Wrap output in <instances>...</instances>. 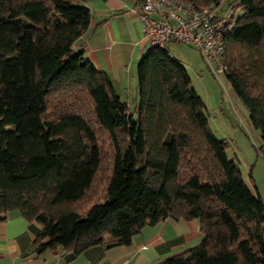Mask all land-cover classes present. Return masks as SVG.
Returning a JSON list of instances; mask_svg holds the SVG:
<instances>
[{"label": "trees", "instance_id": "16d2710c", "mask_svg": "<svg viewBox=\"0 0 264 264\" xmlns=\"http://www.w3.org/2000/svg\"><path fill=\"white\" fill-rule=\"evenodd\" d=\"M201 1L231 12L224 85L264 156V0ZM93 15L85 0H0V221L17 210L42 225L37 252L75 256L197 220L201 241L159 264H264V199L185 63L151 45L128 100L78 45Z\"/></svg>", "mask_w": 264, "mask_h": 264}, {"label": "crops", "instance_id": "0c3cea01", "mask_svg": "<svg viewBox=\"0 0 264 264\" xmlns=\"http://www.w3.org/2000/svg\"><path fill=\"white\" fill-rule=\"evenodd\" d=\"M85 3L94 15L78 45L83 46L87 59L109 74L123 96L132 100L139 60L151 47L142 30L138 0H85ZM169 48L182 61L186 55H192L175 42ZM41 230L40 223L28 222L17 210L9 211L6 219L0 221V264H159L202 239L197 220L170 216L145 227L134 237L132 246L96 245L73 256L52 250L37 252L36 240Z\"/></svg>", "mask_w": 264, "mask_h": 264}, {"label": "built area", "instance_id": "2783aa9c", "mask_svg": "<svg viewBox=\"0 0 264 264\" xmlns=\"http://www.w3.org/2000/svg\"><path fill=\"white\" fill-rule=\"evenodd\" d=\"M142 9V30L151 45L169 47L180 42L198 49L215 77L225 84L222 35L231 12L221 14V6L203 5L201 0H144Z\"/></svg>", "mask_w": 264, "mask_h": 264}, {"label": "rangeland", "instance_id": "374dc122", "mask_svg": "<svg viewBox=\"0 0 264 264\" xmlns=\"http://www.w3.org/2000/svg\"><path fill=\"white\" fill-rule=\"evenodd\" d=\"M175 43L192 54L186 55L183 61L190 72L194 87L206 103L210 126L218 136L231 141L233 150L240 160L238 165L243 176L249 178L252 173L264 199V156L258 152V147L261 145L258 131L249 125L242 103L232 99L228 85L219 82L198 49L185 43ZM171 51L174 53L173 49ZM234 151H230V154L234 155Z\"/></svg>", "mask_w": 264, "mask_h": 264}]
</instances>
